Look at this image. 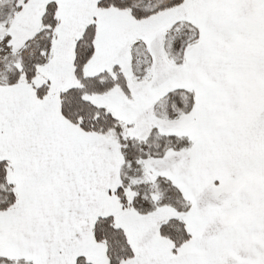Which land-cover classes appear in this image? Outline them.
Here are the masks:
<instances>
[{
  "label": "snow or ice",
  "instance_id": "1",
  "mask_svg": "<svg viewBox=\"0 0 264 264\" xmlns=\"http://www.w3.org/2000/svg\"><path fill=\"white\" fill-rule=\"evenodd\" d=\"M0 264H264V0H0Z\"/></svg>",
  "mask_w": 264,
  "mask_h": 264
}]
</instances>
